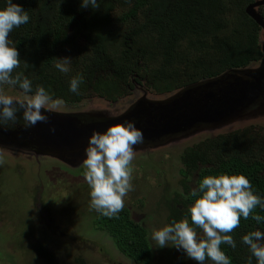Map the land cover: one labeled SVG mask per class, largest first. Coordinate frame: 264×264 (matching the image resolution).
Returning <instances> with one entry per match:
<instances>
[{
  "label": "trees",
  "instance_id": "16d2710c",
  "mask_svg": "<svg viewBox=\"0 0 264 264\" xmlns=\"http://www.w3.org/2000/svg\"><path fill=\"white\" fill-rule=\"evenodd\" d=\"M13 3L30 17L9 34L21 59L13 75L22 73L32 81L33 91L42 85L50 101L69 107L77 106L88 89L110 102L130 92L131 85L161 94L244 70L263 59L261 25L247 11L254 0H102L95 10L81 8V0ZM4 6L5 0H0V8ZM259 15L264 21V9ZM71 36L73 40L82 36L80 57L73 59L68 73H61L55 68L56 58L71 45ZM78 74L83 83L77 94L69 91V81ZM4 86L10 85L0 87ZM9 126L13 125L5 127ZM262 134L260 127L237 128L207 140L200 150L187 149L180 158L186 172L180 174L190 184L186 192L190 205L196 199L191 190L207 175L243 174L254 193L264 197ZM130 211L124 206L112 218L93 212V229L108 234L129 260L149 264L152 250ZM254 215L264 217V210L257 206L229 233L236 242L229 250L231 264H248L251 256L241 236L264 231V220L257 223ZM183 218L191 223L190 214L185 212ZM251 264H257L255 257Z\"/></svg>",
  "mask_w": 264,
  "mask_h": 264
},
{
  "label": "rangeland",
  "instance_id": "374dc122",
  "mask_svg": "<svg viewBox=\"0 0 264 264\" xmlns=\"http://www.w3.org/2000/svg\"><path fill=\"white\" fill-rule=\"evenodd\" d=\"M256 11H259L258 7ZM72 37L70 39L71 45L65 46V53L62 57H70L73 61L76 57H80L82 37L74 38L75 41ZM258 65L259 63L256 62L250 67L257 68ZM16 89L13 86L0 87V94L11 96L14 100L20 102H26L31 99V96ZM172 94H159L152 91L150 87L131 85L130 92L128 91L123 97L110 102L88 89L75 107L65 106L61 102H55L56 100H54L46 103L44 108L51 113L63 114L67 117H70L73 112L79 114L87 113L92 117L104 119L121 116L139 100L144 102L152 101L154 104H159L165 98L171 97ZM239 110L242 113L235 122H233L234 120L231 121L230 126L225 127L224 131L234 129L238 125L244 127L252 124L251 126L260 127L264 134L263 96L256 97L254 101L243 104ZM221 132L223 131L220 129L219 133ZM206 135H203V131L198 127V129L193 128L187 133H175L169 141L153 146L151 150L155 152L143 151L141 153L137 152V154L134 146L136 157L134 156L131 163L132 174L130 182L132 190L124 198V206L132 207V212L138 217L142 214L155 215V220L160 226L157 228H161L163 226L162 223L165 221L166 213L161 212L162 210L155 205L158 203V196L161 191L160 178L156 170L166 173L168 181L174 183L175 177H178L177 171L182 166L179 157L180 153L174 146L199 141L205 138ZM146 153L149 155H146ZM70 157V161H73L72 164H69L70 166L66 165L65 162L62 163L56 156L43 155L39 158L34 156L28 157L29 159L27 160V157L20 152L4 149V146L0 145V264L1 262L2 264H13L14 261L16 264L20 263V252L22 250L29 254L22 256V264H35L31 255L33 252L29 251V249L30 247L35 248L34 245L38 239L43 240V247L46 248L48 254L52 255V258H45L48 264H74V260L77 257L86 261L87 264H125L117 259L119 255L116 253L109 237L106 235L99 236L100 233H95L92 226V218L88 216L87 212L82 211L84 208L88 209L90 207V191L85 187L88 183L82 170L78 171V168H84V160L82 161V159L85 158V149L78 154H71ZM79 160L81 164L78 163ZM34 161L38 163L37 168L30 165ZM146 161H155L157 167L154 168L151 164L148 165ZM137 162L140 165L142 164L141 168H138ZM17 163L25 164L30 169L15 172L12 175L11 169L16 167ZM20 176L24 180H21ZM40 182L44 185L42 201L46 204L48 211L46 221L42 218L33 220V211L38 213L39 211L35 208L36 206L34 207L33 203H29V201L32 202L34 194L38 191L37 188ZM147 185L150 187H147ZM145 187L149 189L145 190ZM138 198H141L145 204L138 205L136 202ZM30 220L31 227L27 230L26 224L28 225ZM32 227L35 232L32 231ZM52 230H57L58 232L56 231L53 235ZM26 232L27 234L31 232L33 238L22 243L20 242L22 234ZM61 233H63L62 236H60ZM80 235L88 240V244L82 247L84 251L82 254L74 249L72 241L73 237ZM35 237L36 242H34ZM181 253L184 259L189 261L183 251ZM175 259V257L169 255L166 260L169 264H174Z\"/></svg>",
  "mask_w": 264,
  "mask_h": 264
},
{
  "label": "clouds",
  "instance_id": "9594fccd",
  "mask_svg": "<svg viewBox=\"0 0 264 264\" xmlns=\"http://www.w3.org/2000/svg\"><path fill=\"white\" fill-rule=\"evenodd\" d=\"M101 3L102 0H81L80 7L95 10ZM29 19L28 12L13 0H5V6L0 8V86H18L25 94H31V99L26 102L0 94V128L15 123L20 108L23 109L25 127L47 120L41 109L51 100L50 93L42 85H37L33 91L32 81L22 73L13 75L21 59L9 34L14 28L28 23ZM71 62L70 57L56 58L55 68L61 73H68ZM82 83L81 75L72 77L69 91L78 94ZM143 143V132L136 127L134 120H125L103 132L94 131L88 138L83 161L84 177L91 189L90 208L98 214L112 218L123 209L124 198L132 190L134 146ZM190 194L196 197L188 209L191 223L187 218L166 223L152 233V240L159 248L171 246L182 250L198 264H204L206 260L212 264H231V258L221 250L220 245L236 247L229 233L239 227L241 217L248 219L257 206L264 210V197L254 193L250 180L243 174L207 175ZM252 219L260 223L264 217L254 215ZM197 229H201L203 234ZM241 240L251 253L248 264H251L252 257L257 264H264V231L257 229L249 232Z\"/></svg>",
  "mask_w": 264,
  "mask_h": 264
},
{
  "label": "flooded vegetation",
  "instance_id": "af4514ba",
  "mask_svg": "<svg viewBox=\"0 0 264 264\" xmlns=\"http://www.w3.org/2000/svg\"><path fill=\"white\" fill-rule=\"evenodd\" d=\"M257 7L259 10L258 12L256 11ZM263 9L264 0H254V3L249 6L248 11L249 13H251L252 16L256 17V19L260 21L259 23L256 20L261 25L260 41L264 52V21L262 20L263 17L261 19V15H259V13H261ZM252 10L254 12H252ZM51 13L52 10H49L47 16L51 15ZM262 58L263 59L258 62L259 65L257 68H246L235 73L231 72L215 77L213 79H208L202 82L200 81L196 84L182 87L172 92H166L173 94L171 95V97L165 98L162 103L154 104L152 101L144 102L139 100L135 105L133 104L130 109H127L126 113L122 114L119 117H107L103 119L100 117H92L90 114L87 113L79 114L73 112L72 114H70V117L76 118L85 123H93L94 130H98L101 132H103L110 126H115L117 124L123 123L125 120H134L136 123V127L141 129L144 135V143L135 146L136 153H141L143 151L155 152L151 150L153 146L159 143H165V141H169V139L173 137L175 133H187L193 128L198 129L199 127L203 131V135L207 134L205 138L199 141H195L193 143L174 146L180 153L179 157L181 158L182 154H184L185 151L189 148L197 146L198 150H200L204 145H206L207 140H214V138H216L219 134L229 132L237 128H243L241 125H238L234 129L224 131L225 127H229L232 123L231 121L234 120L233 122H235L237 117H239V115L242 113H235V110L238 109V107H236V104L231 106L232 108H234L233 113L231 115H228L227 117H224L223 119H218L216 121L214 120L213 122L199 123L195 120L198 116H202V114L200 113L206 111V109H208L210 106L215 107L214 105L221 104V102L227 97H231V99L236 100V102L243 98L249 100L248 102H250L253 100H250L249 95H251L252 93L254 94L256 91L257 97H264V53ZM248 77H251L253 79V82H249ZM16 107L19 108V104H17ZM240 108L241 106H239V109ZM42 110H48L44 107L41 109L42 114L47 115V113L43 112ZM22 112L23 109L20 108L17 112V121L15 123H9L13 126L0 128V145H3L4 149L6 148L10 151H18L23 156L27 157V160L29 159L28 157L34 156L36 158L42 157L43 155L50 157L56 156L62 163L65 162L66 165L72 164L73 162L70 161L71 154H78L80 151L86 149L89 137H85L78 141L72 142L71 148L67 149H57V147L43 141L38 130L44 127V121H38L33 126L25 127L24 121L22 119ZM247 115H249V113H247ZM251 125L252 124H248L244 127H252ZM100 126H103L104 128L99 129ZM220 129L223 132L219 133ZM155 130H159V132H156L157 135L153 134ZM162 130L165 131L160 132ZM262 136L264 138V134H262ZM146 155L149 154L146 153ZM84 159H82V161ZM146 162L148 163V165L151 164L154 168L157 167L155 161ZM78 163L81 164V161L79 160ZM137 163L138 168H141L142 164L140 165L139 162ZM30 165L32 167H38V163L35 161L32 164L30 163ZM181 165L180 169L177 171L178 177H175L174 183H170L168 181V175L166 173L161 170H156V173L160 178L161 191L160 195L158 196V203L155 205L162 210L161 211L158 209L159 211L166 213L165 221L162 223L163 226L166 223H171L172 221H180L181 219H185L183 218L185 212L189 214L188 209L191 205L189 203L188 196H186V192L189 191L190 184H188L185 181L186 178L180 174L181 170H184V172H186L184 164L181 163ZM29 169L30 168L25 166V164L17 163V166L12 168L11 170L13 175L15 174V172L27 171ZM80 170H82V173L85 172V168H78L79 172ZM262 174L264 178V173L262 172ZM20 179L24 180V178L21 176ZM147 187L150 186L147 185ZM147 187H145V190L149 189ZM86 189H88V191H91L89 188ZM37 190L38 191L36 192V194H34L35 196L33 197L32 202L29 201V203H33L34 207L36 206L35 208L38 209L39 213L33 211L34 216L32 218L33 220H40L42 218L44 221H46L48 211L46 209V204L42 201V192L44 190V185L42 182L39 183V187L37 188ZM136 202L138 205L145 204L141 198H138ZM128 208H130L131 210L130 217L137 221L144 229V236L147 239V243L152 250L153 258L151 259V262L149 264H169V262L166 260L169 255H172V257L176 258L174 260V264H198L197 261L190 258L189 261H186L181 253L182 250L178 251L175 247H157V244L154 243L151 238L152 233L159 229L157 227H160L155 220V215L142 214L140 217H138L132 212V207ZM82 211L87 212L88 216H90L91 218H93V212H96L90 207L88 209L84 208ZM30 227L31 220L28 221V225L26 224L27 230ZM32 231L35 232L33 227ZM56 231L57 230H52L53 235ZM94 231L95 233H100L99 236L106 235L103 233V231H98L96 229H94ZM197 231L201 235L203 234L201 229H197ZM62 235L63 233L60 234V236ZM106 236H108L109 239L112 241L116 253L119 255V258L117 259H119L120 262H124L125 264H137L133 260H129V258L126 257V254L123 252V250H121L118 245L115 244L113 239L110 238L108 234ZM31 238H33L32 233L30 232L27 234L26 232L25 234H22L20 242L25 243L31 240ZM36 241L37 240L35 237L34 242ZM72 241L74 249L80 254L84 253L82 247H85V245L88 244V240L80 235L77 237H73ZM43 246V240L38 239L37 243L34 245L35 248L30 247L31 250L29 249V251L33 252L31 253V255L35 264H48L45 258H52V255L48 254L46 248ZM220 247L221 250L224 251L227 256H229V250L232 249V247L227 244H221ZM243 247L246 248L248 246L243 244ZM20 254V263L18 262L17 264H22V256H26L28 253L22 250ZM78 258L80 257H77L74 260V264H87L86 261L81 258ZM13 264H16V262L14 261ZM204 264H212V262L206 260Z\"/></svg>",
  "mask_w": 264,
  "mask_h": 264
},
{
  "label": "water",
  "instance_id": "95a60500",
  "mask_svg": "<svg viewBox=\"0 0 264 264\" xmlns=\"http://www.w3.org/2000/svg\"><path fill=\"white\" fill-rule=\"evenodd\" d=\"M252 12L254 11L252 10ZM249 14L251 15V13ZM252 17L256 19V17ZM257 21L260 23L259 20ZM238 71L241 70H236L233 72ZM249 97L250 100L252 99L254 101L257 97V91L254 94L252 93L251 95H249ZM248 101L249 100L243 98L236 102V100L231 99V97H227L221 102V104L214 105L215 107L210 106L208 109H206V111L200 113L202 114V116H198L195 121L199 123L213 122L214 120L216 121L218 119H223L224 117H227L228 115H231L233 113L234 108H232L231 106L236 104V107H238V109L235 110V113H237L240 111L239 106H242ZM42 111L47 113V115H45L47 117V120L44 121V127L39 129L38 132L43 141L50 143L51 145L57 147V149L71 148L72 142L78 141L85 137H90L94 131H98L94 130L93 123L89 124L73 117H67L66 115L64 116L63 114L57 115L45 110ZM101 128L104 127L100 126L99 129ZM164 131L165 130H162L160 132ZM156 132H159V130H155L153 134L157 135Z\"/></svg>",
  "mask_w": 264,
  "mask_h": 264
}]
</instances>
